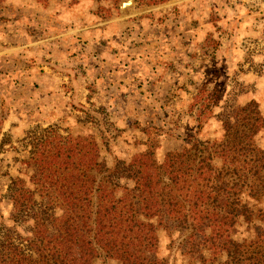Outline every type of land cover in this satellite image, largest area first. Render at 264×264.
<instances>
[{
  "label": "rangeland",
  "instance_id": "1",
  "mask_svg": "<svg viewBox=\"0 0 264 264\" xmlns=\"http://www.w3.org/2000/svg\"><path fill=\"white\" fill-rule=\"evenodd\" d=\"M18 1L3 0L0 3V23L5 20L3 13L7 7ZM183 2L188 5L187 10L197 9L200 19L188 17L186 27L177 25L186 28L180 34L186 35L181 37L179 58L173 62L163 59L165 56L162 55L153 57L148 63L152 66L146 68L147 74L151 75L147 79L150 82L145 85L140 79L134 83L139 88L149 87L162 65V69L169 73L168 81L178 79L170 73L175 75L179 70L180 78H188V82L197 88V94L169 110L164 106L126 111L114 106L107 110L95 103L83 109L74 106L77 113L68 118L44 120L27 126L22 132L5 136L0 148V235L11 230L13 237L17 233L26 238L33 226L25 213H17L14 209L15 183L14 189H29L35 193L36 203L43 202L49 207L50 220L60 214L55 197L44 191L46 187L53 190V181L35 176L38 172L36 164L30 160L35 156L34 145L38 142L50 140L57 144L60 139L68 142L67 139L78 137L87 142L95 141L100 166L94 173L99 179V171L111 169L118 162L128 164L146 152L154 156L157 164H162L168 154L179 153L196 141L210 142V145L219 143L224 138L225 122L245 120L248 113L243 109L250 103L255 105L259 117L264 120V0H169L157 4H152L153 0L152 3L150 0H77L74 3L71 0H50L47 7L54 8L58 19L73 20L79 27L99 34L103 38L98 40L102 45H105L104 38H109L105 58L112 60L119 51L123 57L126 51H135L139 46L134 41L124 40V36L133 31V24L144 20L161 23L172 16L179 18L178 7L171 3ZM92 73L95 76L96 71ZM181 84L184 86L185 83ZM90 86L96 89L93 83ZM254 141L264 150V124ZM83 144V141L79 142V146ZM214 148L210 146V152H215ZM220 162L215 160L216 165ZM122 184L131 185L125 181ZM259 207L264 209V200ZM262 228L258 221H242L231 235L234 240L243 242L259 235ZM192 234V230L173 226L169 230L158 229V248L154 258L161 264H202L200 258L207 253L202 252V248L191 249ZM196 236L199 243L201 234ZM93 264L120 263L101 254Z\"/></svg>",
  "mask_w": 264,
  "mask_h": 264
},
{
  "label": "trees",
  "instance_id": "2",
  "mask_svg": "<svg viewBox=\"0 0 264 264\" xmlns=\"http://www.w3.org/2000/svg\"><path fill=\"white\" fill-rule=\"evenodd\" d=\"M35 1L42 7L50 2ZM243 112L242 122H225L219 143L196 141L162 164L146 152L99 171V179L95 141L38 142L30 160L35 176L53 181V190L44 191L55 197L60 214L50 220L49 207L36 203L29 189H14L15 183L14 209L33 226L26 238L11 230L0 235V264H93L101 254L120 264H161L154 258L158 229L171 226L193 231L191 249L207 253L202 264H264V150L254 141L264 120L254 104ZM252 220L263 225L259 235L234 240L236 225Z\"/></svg>",
  "mask_w": 264,
  "mask_h": 264
},
{
  "label": "crops",
  "instance_id": "3",
  "mask_svg": "<svg viewBox=\"0 0 264 264\" xmlns=\"http://www.w3.org/2000/svg\"><path fill=\"white\" fill-rule=\"evenodd\" d=\"M171 5L178 7L181 17L172 16L161 23L136 22L124 40L139 46L123 57L119 51L112 60L105 58L109 38H104L102 45L99 34L79 27L73 20L58 19L54 8L42 7L35 0L9 5L0 23V148L5 136L44 120L68 118L77 113L74 106L83 109L95 103L107 110L114 106L121 111L151 106L169 110L195 96L197 88L188 78L182 80L178 70L170 76L179 78L168 81L169 73L162 65L149 87L139 88L134 83L140 79L145 85L150 82L146 68L152 66L148 63L153 57L162 55L175 62L182 49L181 37L186 35L180 36L186 30L181 27L187 26L188 17L200 19L197 9L187 10L186 2ZM95 71V76L90 74ZM159 75L162 78H157Z\"/></svg>",
  "mask_w": 264,
  "mask_h": 264
}]
</instances>
